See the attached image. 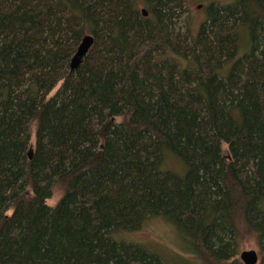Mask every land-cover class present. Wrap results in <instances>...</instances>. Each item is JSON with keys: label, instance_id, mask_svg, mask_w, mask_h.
<instances>
[{"label": "trees", "instance_id": "trees-1", "mask_svg": "<svg viewBox=\"0 0 264 264\" xmlns=\"http://www.w3.org/2000/svg\"><path fill=\"white\" fill-rule=\"evenodd\" d=\"M205 9L0 0V264H264V0ZM155 218L193 259L122 240Z\"/></svg>", "mask_w": 264, "mask_h": 264}, {"label": "rangeland", "instance_id": "rangeland-1", "mask_svg": "<svg viewBox=\"0 0 264 264\" xmlns=\"http://www.w3.org/2000/svg\"><path fill=\"white\" fill-rule=\"evenodd\" d=\"M216 0H185V18L190 19V23L194 30H197L200 25L206 20L205 7ZM223 4L232 0H217ZM199 7H201L199 9ZM56 91L53 92V94ZM32 144L35 138V127L32 128ZM226 147V146H225ZM164 169L173 170L176 173L183 175L184 168L180 161L176 160L170 154L165 157ZM61 194L55 193L54 197L48 201V205L54 206L60 200ZM122 240L129 241L141 245L153 253L158 254L165 260L175 259L176 256H181L183 259H193L187 250H184L181 240L176 229L164 221L162 218H155L147 222L145 227L136 233L127 234ZM185 248V247H184ZM244 251L259 252V247L256 239L250 234H244L238 243V258Z\"/></svg>", "mask_w": 264, "mask_h": 264}, {"label": "water", "instance_id": "water-1", "mask_svg": "<svg viewBox=\"0 0 264 264\" xmlns=\"http://www.w3.org/2000/svg\"><path fill=\"white\" fill-rule=\"evenodd\" d=\"M201 8V7H199ZM145 17L148 16L147 10H142ZM95 43V39L92 35H87L83 38L79 45L75 55L73 56L70 63L71 72L76 71L84 62L85 57L88 55ZM32 151L29 153L30 159L32 158ZM240 260L243 264H259L260 256L256 251H244L240 254Z\"/></svg>", "mask_w": 264, "mask_h": 264}]
</instances>
